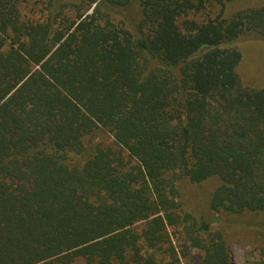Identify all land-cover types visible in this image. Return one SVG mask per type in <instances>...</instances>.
I'll return each mask as SVG.
<instances>
[{
    "label": "trees",
    "instance_id": "1",
    "mask_svg": "<svg viewBox=\"0 0 264 264\" xmlns=\"http://www.w3.org/2000/svg\"><path fill=\"white\" fill-rule=\"evenodd\" d=\"M236 1L0 0V264H232L178 187L264 216V87L236 47L264 6Z\"/></svg>",
    "mask_w": 264,
    "mask_h": 264
},
{
    "label": "rangeland",
    "instance_id": "2",
    "mask_svg": "<svg viewBox=\"0 0 264 264\" xmlns=\"http://www.w3.org/2000/svg\"><path fill=\"white\" fill-rule=\"evenodd\" d=\"M30 6L28 7L30 8ZM258 6H264V0H237L228 7L227 13ZM39 10L36 7V13H39ZM139 16V10L131 8L123 12L122 18L126 24H130L135 23ZM118 18L120 19V17ZM236 47L242 57L238 68L242 85L250 89L264 87V40L249 35L241 37L237 41ZM100 142L112 145V138L105 132H101L92 144ZM88 145L91 146V143ZM178 189L179 203L185 210L197 216L204 215L207 218L214 216L218 219L212 225V228L224 232L230 239L229 252L232 264H256L258 262V251L261 247H264V230L258 225L264 227V216L243 214L226 217L210 213L209 198L214 189L213 182L198 186L182 181ZM192 258L188 262L183 260L182 264H196L197 254H193Z\"/></svg>",
    "mask_w": 264,
    "mask_h": 264
}]
</instances>
